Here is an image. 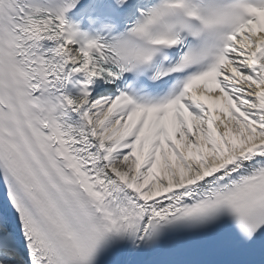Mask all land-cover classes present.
Masks as SVG:
<instances>
[{
    "label": "snow or ice",
    "instance_id": "snow-or-ice-1",
    "mask_svg": "<svg viewBox=\"0 0 264 264\" xmlns=\"http://www.w3.org/2000/svg\"><path fill=\"white\" fill-rule=\"evenodd\" d=\"M0 264H264V0H0Z\"/></svg>",
    "mask_w": 264,
    "mask_h": 264
}]
</instances>
